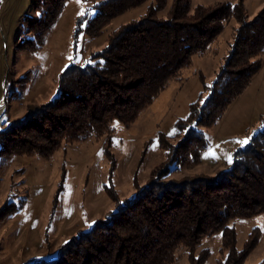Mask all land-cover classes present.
Here are the masks:
<instances>
[{"label": "trees", "instance_id": "1", "mask_svg": "<svg viewBox=\"0 0 264 264\" xmlns=\"http://www.w3.org/2000/svg\"><path fill=\"white\" fill-rule=\"evenodd\" d=\"M67 1L32 0L39 16L27 18L35 37L26 42L31 50L44 44ZM147 2L144 14L109 35L94 63L72 64L63 71L55 100L29 108L1 132L4 159L49 157L63 143L99 141L111 137L115 124L130 127L171 82L183 77L195 55L213 53L226 25L235 22L224 64L211 87L204 83L188 116L177 121L181 141L174 145L161 136L164 168L123 204L110 190L117 211L64 243L55 260L34 264H172L180 248L189 251V264H206L210 251L198 248L216 234L222 235L225 252L219 264H244L259 245L261 230L255 227L238 249L232 222L264 213V127L235 150L231 168L216 176H165L175 162L200 163L209 147L205 129L220 120L261 70L264 6L250 19L245 0L195 7L193 0H103L95 16L78 20V30L88 20L86 32L99 36L113 19ZM106 151L113 160L109 147Z\"/></svg>", "mask_w": 264, "mask_h": 264}, {"label": "rangeland", "instance_id": "2", "mask_svg": "<svg viewBox=\"0 0 264 264\" xmlns=\"http://www.w3.org/2000/svg\"><path fill=\"white\" fill-rule=\"evenodd\" d=\"M101 1L68 0L44 44L31 50L26 42L35 37L29 31L27 18L39 16L32 10V0H0V149L1 132L13 121L23 119L29 108L56 99L60 76L68 66L94 63V55L105 49L109 35L144 14L149 4L116 17L99 36L86 32L88 20L78 30V20L95 16ZM216 1L238 2L193 0L192 4L195 7ZM245 5L252 19L264 6V0H245ZM80 12L85 14L81 16ZM236 26L235 22L226 25L212 46L213 53L195 55L181 79L171 82L130 127L115 124L110 138L63 143L49 157L22 155L4 159L0 153V264L55 260L64 243L119 209L110 190L116 191L123 204L135 196L137 186L147 185L164 168L166 151L160 145L161 136L174 145L184 137L177 121L188 116L190 104L198 99L204 83L210 85L216 79ZM262 127L264 58L261 70L246 90L213 127L205 129L209 147L202 153L200 163L175 162L165 180L216 176L230 169L232 163L227 158L230 156L233 162L235 150L247 145L237 141L250 140ZM108 147L113 160L107 155ZM209 152H214L215 157ZM232 225L238 249L244 247L253 228L261 230L258 247L244 263L260 264L264 259V213L236 219ZM203 248L210 251L206 264H219L225 255L221 234L204 238L198 250ZM188 257L189 251L180 248L172 264H189Z\"/></svg>", "mask_w": 264, "mask_h": 264}, {"label": "snow or ice", "instance_id": "3", "mask_svg": "<svg viewBox=\"0 0 264 264\" xmlns=\"http://www.w3.org/2000/svg\"><path fill=\"white\" fill-rule=\"evenodd\" d=\"M78 2H79V0H78ZM84 14H85L84 12H80V13H79V15H81V16H83ZM69 59L71 60V59H73V58L70 56ZM76 62L79 63V61H76ZM89 63H91V61H89ZM209 87H211V85H209ZM237 143H240L242 146H243V145H246V144L249 143V138H246V139L243 140V141H237ZM208 155H209V156H213V157H215V153H214V152H209ZM217 158H218V157H217ZM227 160H228V163H229V164L232 163V158H231L230 156L227 158ZM262 230H264V226H262Z\"/></svg>", "mask_w": 264, "mask_h": 264}]
</instances>
